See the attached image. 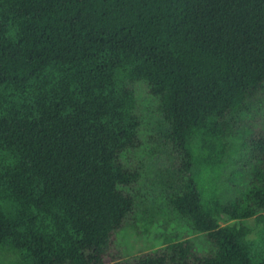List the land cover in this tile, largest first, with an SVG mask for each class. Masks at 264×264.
<instances>
[{
    "label": "trees",
    "instance_id": "trees-1",
    "mask_svg": "<svg viewBox=\"0 0 264 264\" xmlns=\"http://www.w3.org/2000/svg\"><path fill=\"white\" fill-rule=\"evenodd\" d=\"M141 94L180 155L169 205L202 237L106 262L137 210L143 174L128 156L146 145ZM262 101L264 0H0V253H17L11 264H264L248 228L219 223L264 224V133L235 128ZM236 139L249 182L214 201Z\"/></svg>",
    "mask_w": 264,
    "mask_h": 264
},
{
    "label": "rangeland",
    "instance_id": "rangeland-1",
    "mask_svg": "<svg viewBox=\"0 0 264 264\" xmlns=\"http://www.w3.org/2000/svg\"><path fill=\"white\" fill-rule=\"evenodd\" d=\"M139 103L146 145L143 150L128 156L130 163H138L142 168L137 210L114 235L106 262L127 261L171 241H180L185 237L199 240L202 237L193 234L190 223L169 205L168 199L178 188L180 155L167 135V126L156 110L155 101L141 94ZM235 128L248 137L264 133V101L252 104L242 112ZM232 143L233 150L223 159L225 165L218 172L211 194L214 201L228 202L240 197L249 182L247 168H240L241 161L246 159L243 151H239L240 140ZM194 153L197 154L196 149ZM206 180L202 179V184L208 194ZM219 223L222 227L236 224L248 228L250 234L247 240L256 253L264 254V224L257 223L255 218L235 222L225 215ZM18 260L19 255L13 251L0 253V264H11Z\"/></svg>",
    "mask_w": 264,
    "mask_h": 264
}]
</instances>
